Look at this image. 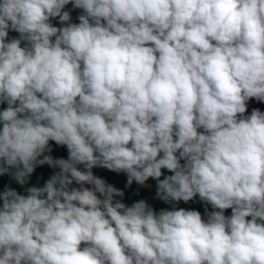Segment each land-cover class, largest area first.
Segmentation results:
<instances>
[{"label": "clouds", "instance_id": "9594fccd", "mask_svg": "<svg viewBox=\"0 0 264 264\" xmlns=\"http://www.w3.org/2000/svg\"><path fill=\"white\" fill-rule=\"evenodd\" d=\"M253 98L264 0H0V175L24 186L60 169L0 192V264H264ZM49 141L68 159L45 155ZM94 167L156 180L171 207L126 206ZM196 197L212 210L177 207Z\"/></svg>", "mask_w": 264, "mask_h": 264}, {"label": "crops", "instance_id": "0c3cea01", "mask_svg": "<svg viewBox=\"0 0 264 264\" xmlns=\"http://www.w3.org/2000/svg\"><path fill=\"white\" fill-rule=\"evenodd\" d=\"M64 11L69 12L70 17H71L70 22L79 23L78 16L82 14L81 9L73 8L72 3H69L68 5L65 6ZM51 23L56 27L63 26L60 23L58 17L53 18L51 20ZM18 37H19V33H16L14 31L9 32V38H18ZM6 107H7L6 104H0V110H3ZM49 147L51 151L46 152L45 155H50L53 158V160L68 159V149L66 146L58 145L54 141H49ZM78 167L83 169L82 165H78ZM59 171L60 169L58 167H52L48 164L39 165L35 168L34 172L28 178V182L24 186H21L20 184H18L12 178L11 175H8V174L0 175V192H2L5 189V187H10L16 190L19 194L26 195L27 193L25 189L27 187H33V186L41 187L53 174ZM92 171L95 176L104 179L106 183L113 185L114 187L121 190L122 192L124 191L125 184L127 181L126 173H123V172L117 173V172H113V171H110L108 169L101 168V167H94ZM72 187H79V185H76L74 182ZM85 187H91V185H85ZM129 198L121 199V196L115 197V199L120 200L126 206H131L133 203L139 200H145L157 212L160 209H166V208L171 207V205L166 204L160 199H132V194H131V199ZM177 207L185 208V209H194V210L201 212L202 215H204L206 207L208 208L209 211L212 210L210 205H206L204 202H201L199 199H194L193 201H190L188 203H184L183 201H181L177 205ZM230 213H231V209H230Z\"/></svg>", "mask_w": 264, "mask_h": 264}, {"label": "rangeland", "instance_id": "374dc122", "mask_svg": "<svg viewBox=\"0 0 264 264\" xmlns=\"http://www.w3.org/2000/svg\"><path fill=\"white\" fill-rule=\"evenodd\" d=\"M255 109L253 106V100H249L247 102V111L245 115H250L251 111ZM183 163V162H182ZM162 172L164 175H171L168 171L165 169H162ZM163 179V176L161 177ZM156 190H157V182L156 180L149 178L148 181H146V185L142 186L135 181L131 185H128L127 181L125 184V188L123 191V196H121V199H158L156 196ZM195 199H199V197H196Z\"/></svg>", "mask_w": 264, "mask_h": 264}, {"label": "trees", "instance_id": "16d2710c", "mask_svg": "<svg viewBox=\"0 0 264 264\" xmlns=\"http://www.w3.org/2000/svg\"><path fill=\"white\" fill-rule=\"evenodd\" d=\"M250 100H253V106L255 109H259L260 111L264 112V102L257 101L254 98ZM225 215H231L230 209L225 210Z\"/></svg>", "mask_w": 264, "mask_h": 264}]
</instances>
